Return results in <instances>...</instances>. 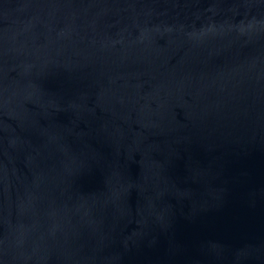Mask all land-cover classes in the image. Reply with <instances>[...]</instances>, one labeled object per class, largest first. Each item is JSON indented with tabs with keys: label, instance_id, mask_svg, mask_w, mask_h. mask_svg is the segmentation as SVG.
I'll return each mask as SVG.
<instances>
[{
	"label": "water",
	"instance_id": "95a60500",
	"mask_svg": "<svg viewBox=\"0 0 264 264\" xmlns=\"http://www.w3.org/2000/svg\"><path fill=\"white\" fill-rule=\"evenodd\" d=\"M0 264H264V0H0Z\"/></svg>",
	"mask_w": 264,
	"mask_h": 264
}]
</instances>
